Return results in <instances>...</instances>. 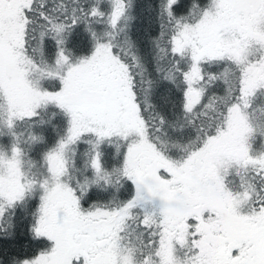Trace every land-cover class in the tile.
<instances>
[{"label":"snow or ice","instance_id":"1","mask_svg":"<svg viewBox=\"0 0 264 264\" xmlns=\"http://www.w3.org/2000/svg\"><path fill=\"white\" fill-rule=\"evenodd\" d=\"M0 264H264V0H0Z\"/></svg>","mask_w":264,"mask_h":264}]
</instances>
